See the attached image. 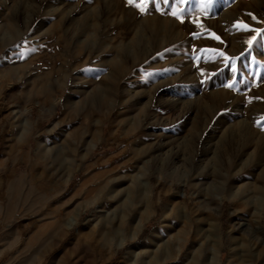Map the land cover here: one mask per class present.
<instances>
[{"label": "rangeland", "instance_id": "374dc122", "mask_svg": "<svg viewBox=\"0 0 264 264\" xmlns=\"http://www.w3.org/2000/svg\"><path fill=\"white\" fill-rule=\"evenodd\" d=\"M137 3L0 0V264H264V0Z\"/></svg>", "mask_w": 264, "mask_h": 264}, {"label": "bare ground", "instance_id": "6f19581e", "mask_svg": "<svg viewBox=\"0 0 264 264\" xmlns=\"http://www.w3.org/2000/svg\"><path fill=\"white\" fill-rule=\"evenodd\" d=\"M111 41H112V39H111ZM111 45H113V44H111ZM106 47V49L104 50V48H103V54H105V53H109V52H114V51H117L116 49H118V48H116V46L115 47H111V48H108L107 46H105ZM119 51V50H118ZM120 52V51H119ZM116 54L117 55H120L119 53H117L116 52ZM117 59V58H116ZM116 59H113V60H107V59H105V58H103V59H101V60H104L103 61V65H101L103 68H105V67H107L108 65H110V62L112 63V62H115V60ZM105 60H107V61H105ZM102 63V62H101ZM121 68V67H120ZM111 72V71H110ZM92 83V82H91ZM95 83V82H94ZM98 83V81L96 82V84ZM97 90H99V91H101V92H105L106 93V91H104L105 89H102L101 87L99 88V87H95L93 90H92V92H94V93H96L97 92ZM158 92H161L160 90L158 91ZM86 94H87V92H86ZM92 94V93H91ZM91 94L89 93L88 94V96H85V97H89V96H91ZM157 94V93H156ZM143 94L142 93H135V95H133V98H136V99H139L141 96H142ZM135 96V97H134ZM153 96H155L156 97V95H153ZM149 120H150V118H149V115H146L145 116V118L140 122V123H144V125L148 128V129H150V128H152V127H154L153 126V124L152 123H149ZM91 126H93V129L94 128H96V130L98 131V133H100L101 131H102V128H101V126H102V120L100 119V120H98V121H94V122H92V125ZM92 128V127H91ZM95 130V129H94ZM93 135L94 136H96V133L94 132L93 133ZM98 136V135H97ZM171 145V144H170ZM201 145V144H200ZM165 146H166V144H165ZM162 147L163 146H157L156 148H153V149H151L152 151V153H151V157L152 158H154L153 156H155L156 157V159L158 158V155H156L158 152H160L161 150H162ZM150 160H152V159H150ZM149 160V161H150Z\"/></svg>", "mask_w": 264, "mask_h": 264}, {"label": "snow or ice", "instance_id": "6c2138e0", "mask_svg": "<svg viewBox=\"0 0 264 264\" xmlns=\"http://www.w3.org/2000/svg\"><path fill=\"white\" fill-rule=\"evenodd\" d=\"M127 2H128L129 4H133V3H134V0H127ZM145 2H146V0H139V3L136 4V6L139 7V10H140L141 12H144V11H145V8L141 6V4H143V3H145ZM165 2H167V0H165ZM179 2H183V0H179ZM207 2L210 3L211 0H207ZM171 14H172L173 16H177V13H176V12H172ZM178 18H181V19H182V17H178ZM253 18L255 19V17H253ZM237 26H238V27H243V28H245V29H248V25H246V24H238ZM249 31H252V32L256 33V35H254V36H253V37L247 42V43L251 46L253 40H256V36H257V35H260V32H259L258 29H249ZM213 35H214V34H213ZM215 38H216V39H219V37H215ZM260 40H264V36H260ZM257 42L259 43V41H257ZM221 55H222V54H221Z\"/></svg>", "mask_w": 264, "mask_h": 264}]
</instances>
